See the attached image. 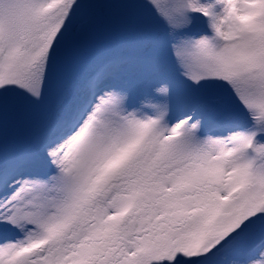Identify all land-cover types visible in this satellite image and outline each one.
Returning <instances> with one entry per match:
<instances>
[{
  "label": "snow or ice",
  "instance_id": "1",
  "mask_svg": "<svg viewBox=\"0 0 264 264\" xmlns=\"http://www.w3.org/2000/svg\"><path fill=\"white\" fill-rule=\"evenodd\" d=\"M243 4L0 0V264H264V0Z\"/></svg>",
  "mask_w": 264,
  "mask_h": 264
},
{
  "label": "rangeland",
  "instance_id": "2",
  "mask_svg": "<svg viewBox=\"0 0 264 264\" xmlns=\"http://www.w3.org/2000/svg\"><path fill=\"white\" fill-rule=\"evenodd\" d=\"M214 2H215V4H213V5H215V12H216V14L223 15L224 5L217 4V0H214ZM196 27H197V29H198V31H199V33L201 35H207V36L211 37L212 33H210L209 31H211L212 29L205 27L203 24H201V21H197V19H196ZM9 121H10V119L6 116V119H5V128H8L7 126L10 123ZM16 134L17 135H15V136L14 135H11V137H14V138L17 137L18 134H20V132H17L16 131ZM5 138H6V135L4 134V140H5Z\"/></svg>",
  "mask_w": 264,
  "mask_h": 264
},
{
  "label": "clouds",
  "instance_id": "3",
  "mask_svg": "<svg viewBox=\"0 0 264 264\" xmlns=\"http://www.w3.org/2000/svg\"><path fill=\"white\" fill-rule=\"evenodd\" d=\"M192 3L198 4L199 0H192ZM223 5H224L223 15H220V17L222 20H225V21H227L229 18L231 7L234 6L238 9L244 8L243 0H233V4L231 6L228 5L226 2ZM252 23H255V21H252ZM229 24H230V21H229V23H225L224 27L227 28L229 26Z\"/></svg>",
  "mask_w": 264,
  "mask_h": 264
}]
</instances>
